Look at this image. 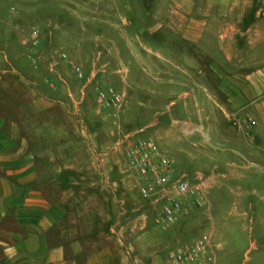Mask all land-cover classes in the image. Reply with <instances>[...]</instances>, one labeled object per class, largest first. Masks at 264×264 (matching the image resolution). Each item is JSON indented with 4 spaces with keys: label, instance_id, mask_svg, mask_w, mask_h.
Returning a JSON list of instances; mask_svg holds the SVG:
<instances>
[{
    "label": "rangeland",
    "instance_id": "obj_1",
    "mask_svg": "<svg viewBox=\"0 0 264 264\" xmlns=\"http://www.w3.org/2000/svg\"><path fill=\"white\" fill-rule=\"evenodd\" d=\"M77 2L80 26L77 17L74 23L57 10ZM190 2L204 6L200 22L206 25L202 38L194 41L170 25L173 0H0V59L7 69L15 63L29 65L21 54L38 45L39 38L31 39L38 28L50 38L74 31L69 34L80 39L75 42L81 45L77 54L65 50L73 57L60 53L66 55V64L70 61L83 73L82 93L90 90V101L81 103V112L88 117L94 110L100 117L83 123L90 136L82 138L79 183L60 185L59 190H67L66 205L74 209L82 233H91L92 252L101 257L106 249L107 264H166L170 250L201 236L210 238L215 264H264V168L246 163L252 181L241 183L232 176L239 169L224 167L238 160L231 151L243 141H253V118L227 121L213 106H222L227 94L249 101L258 91V103L264 102V0H237L236 11L229 15L234 0ZM200 14L190 13L194 18ZM235 19L242 24L234 41L221 37L220 24ZM250 19L257 20V34L247 31ZM50 20L58 26L47 25ZM66 43L72 46L73 41ZM107 86L123 95L116 109L99 101L98 94ZM205 95L209 99H199ZM201 102L210 109L203 110ZM163 110L170 111L171 119ZM128 131L154 140L172 161L176 179L203 183L201 209L188 200L171 226L156 224L160 203L155 196H141L139 179L117 145ZM86 147L94 167L87 163ZM0 261L11 263L4 257Z\"/></svg>",
    "mask_w": 264,
    "mask_h": 264
},
{
    "label": "crops",
    "instance_id": "obj_2",
    "mask_svg": "<svg viewBox=\"0 0 264 264\" xmlns=\"http://www.w3.org/2000/svg\"><path fill=\"white\" fill-rule=\"evenodd\" d=\"M173 1L170 25H176V30L180 29L178 31L189 40L201 39L206 26L200 22L204 6H195L190 0ZM234 1L228 15L238 7L237 0ZM72 6L57 10L61 15L71 16L74 23L77 17L80 26L82 21L76 14L80 15L81 6L78 2ZM194 10L199 13L201 10L200 18L190 15ZM239 20L220 24L221 37L234 41L236 29L242 24ZM256 21L249 20L247 31L255 30L257 34ZM52 22L55 21L50 20L47 25ZM42 23L44 25L46 21L43 19ZM105 23L111 22L105 20ZM69 33L74 34V31L57 33L50 38L51 34L41 33L38 28V45L28 51L30 54L27 51L21 54L29 64L26 67L15 63L7 69L0 59V259L4 257L11 261L10 264H29L28 260H32V264H107L109 261L106 249L102 250L101 257L100 253L92 252L91 233H82L74 209L69 210L70 206L66 205L67 190H59L60 185L79 183L82 138L90 136L85 134L83 123L89 118L94 121L100 117L94 110L88 117L81 112V103L85 101V105L90 101V90L82 93L81 80L60 58V52H66V49H71L74 54L81 49L80 43H75L76 36ZM243 34L238 32V36ZM66 41H73L72 46ZM67 55L74 56L69 50ZM4 61L8 63V58ZM197 86L206 90L204 85ZM253 88L259 89L258 85ZM189 93L193 97V91L186 95ZM258 94L249 101L242 98L237 101L227 94L222 106L213 105L227 121L236 122L242 116L253 118V141H243V145L238 143V149L231 152L239 161L225 162L224 166L239 169L232 176L241 183L252 181L246 174V163L253 169L264 168V102L258 103ZM202 105L203 110L210 109L205 103ZM164 114L171 119L170 111ZM226 151L230 150L223 152ZM84 152L87 163L94 167L89 148L86 147ZM253 192L256 194L257 189ZM77 232L79 235L74 236ZM93 241L95 246L96 239ZM23 257L28 259L23 261Z\"/></svg>",
    "mask_w": 264,
    "mask_h": 264
},
{
    "label": "built area",
    "instance_id": "obj_3",
    "mask_svg": "<svg viewBox=\"0 0 264 264\" xmlns=\"http://www.w3.org/2000/svg\"><path fill=\"white\" fill-rule=\"evenodd\" d=\"M36 33L33 40L36 39ZM36 43V41H34ZM62 60L66 59L61 54ZM69 68L79 80L84 79L81 70L70 61ZM99 101L107 108L116 109L122 103L123 95L112 87H105L99 94ZM139 131H128L118 139L128 169L139 179V193L145 199L156 197L161 206L156 224L171 226L185 210L188 200L201 209L204 204L202 184L190 183L183 176L176 179L172 161L163 156L152 139H142ZM205 187V186H204ZM166 264H215L214 251L209 237L201 236L183 242L166 254Z\"/></svg>",
    "mask_w": 264,
    "mask_h": 264
}]
</instances>
